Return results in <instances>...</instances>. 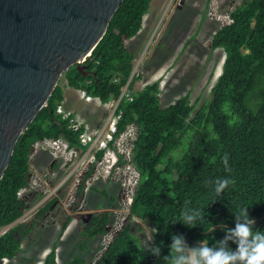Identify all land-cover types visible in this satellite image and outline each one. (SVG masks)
Instances as JSON below:
<instances>
[{
  "label": "trees",
  "instance_id": "1",
  "mask_svg": "<svg viewBox=\"0 0 264 264\" xmlns=\"http://www.w3.org/2000/svg\"><path fill=\"white\" fill-rule=\"evenodd\" d=\"M151 1L123 0L83 69L72 65L61 77L68 86L102 103L119 99L116 137L127 125H134L129 162L139 178L127 217L97 257L74 254L58 262L56 246L72 216L68 217L42 264H168L163 258L175 243L173 234L184 240L183 255L188 257L186 248H190L199 260L197 251L205 245L217 251L225 246L226 227L235 228L233 212L241 207H249V217L256 220L253 229L264 232V0H240L229 12L230 22L213 33L211 48L223 49L225 58L208 97L200 104L192 102L190 90L167 105L160 104L158 81L121 96L122 87L136 79L130 78L135 57L126 41L141 29ZM61 79L20 135L0 178V229L13 223L0 234V264L17 257L36 216H43L56 201L52 198L35 217L15 223L30 205L31 195L19 192L30 186L29 160L36 144L52 138L70 148H84L78 141L82 128L72 129L56 111L63 100ZM109 146L114 149L112 143ZM218 178L231 181L219 195L214 190ZM84 188L82 181L75 191L73 210L81 206ZM93 189L101 195L97 207L102 202L116 205L114 191ZM43 195L37 193L32 200ZM185 211L189 215L201 212L205 219L195 220L196 227H190L182 223ZM74 216L79 220L77 245L83 250L86 243L106 233L115 214L107 208ZM133 217L151 226V241H142L132 231ZM156 245L161 248L159 256L149 252ZM225 247L236 250L238 245L228 240Z\"/></svg>",
  "mask_w": 264,
  "mask_h": 264
},
{
  "label": "rangeland",
  "instance_id": "2",
  "mask_svg": "<svg viewBox=\"0 0 264 264\" xmlns=\"http://www.w3.org/2000/svg\"><path fill=\"white\" fill-rule=\"evenodd\" d=\"M240 2V0H153L150 3L148 13L149 18L144 21V27L138 33L126 41V46L134 54V67L131 73L135 80L128 87H122L124 94H130L142 89L146 84L158 81L160 88V104L167 105L181 95L191 90V101L200 104L205 100L209 91L221 73L222 64L225 58L223 49L211 48V38L216 29L230 22V10ZM155 70V71H154ZM153 71V72H152ZM61 79L60 82H63ZM74 91V90H73ZM65 92H68L66 90ZM77 97L79 93L75 92ZM103 106L109 108L114 101L105 102ZM106 110V112H107ZM104 124V123H103ZM121 137L119 148L122 151L123 163H119L117 168L113 166L106 172L104 168L96 164V151L87 147L76 151L71 161H67L60 174L55 180V184L60 179L64 182L60 199L54 201L49 210L43 216H36L37 222L31 232L21 240V250L16 258L4 259V264H42L46 254L56 240L61 226L72 216L66 225L56 246V259L63 261L70 255L80 254L85 257H97L106 247L112 232L117 229L127 217L128 207L131 203L133 192L139 178L138 172L130 164V149L132 139L135 137L133 124L127 125ZM86 131V130H85ZM91 133V132H90ZM124 138V139H123ZM123 139V141H122ZM91 151V152H90ZM83 152V153H81ZM49 156L47 155L46 158ZM89 161L90 167H86ZM84 181V196L79 209L71 208L72 201L77 186ZM45 188L44 202L52 197L58 199L56 192L52 193L51 188ZM109 189L111 193L123 196L122 202H116L114 207H110L102 202L100 206L96 203L100 201L101 195L93 188ZM122 187L125 189L123 194ZM43 198V199H44ZM128 198V200H127ZM124 199V201H123ZM43 202V203H44ZM37 201H31L23 216L15 223L26 221L38 212L43 205ZM113 210L115 216L109 223L110 228L106 233L86 243L83 250L77 245L78 241V214L85 217L88 213L105 209ZM132 231L137 234L142 241L152 240L153 230L147 223L137 217L131 220ZM9 226L0 229V234ZM97 239V240H96ZM190 261L196 260L195 252L186 248Z\"/></svg>",
  "mask_w": 264,
  "mask_h": 264
},
{
  "label": "water",
  "instance_id": "3",
  "mask_svg": "<svg viewBox=\"0 0 264 264\" xmlns=\"http://www.w3.org/2000/svg\"><path fill=\"white\" fill-rule=\"evenodd\" d=\"M122 1L0 0V178L62 74L83 69Z\"/></svg>",
  "mask_w": 264,
  "mask_h": 264
},
{
  "label": "clouds",
  "instance_id": "4",
  "mask_svg": "<svg viewBox=\"0 0 264 264\" xmlns=\"http://www.w3.org/2000/svg\"><path fill=\"white\" fill-rule=\"evenodd\" d=\"M91 97L94 96L91 95ZM226 159L227 158H225V163H226ZM65 181L66 179L64 180V178L60 179V181L57 184L54 183L53 188H51L52 193L56 192L58 194V199H56V201L60 199L59 195L62 194L61 190L64 188L63 184ZM230 183L231 181L228 179L218 178L215 182V189H214L215 192L219 195ZM44 188L48 193V189L46 187ZM29 189L30 186L28 188L21 189L23 191L20 194L23 196L31 195V200L29 203H31V201L34 202V200L32 199L35 194L44 193L45 195V191L43 189L32 190V191H29ZM44 195L40 200H37L35 207H38L39 206L38 204L44 202V200L46 199L44 198ZM52 198H56V197H52ZM45 203L46 202H44L43 205ZM248 209L249 207H241L236 212H233V214L236 215L237 217L235 228L228 229L226 227V231L229 232V235L225 238L223 244L226 246L228 240H233V242L238 245L236 250H229L226 249L225 246H222L217 251L205 245L204 247L198 249L197 251V254L200 257V259L190 261L188 257H185L183 255V251L185 247L183 238L173 234V239L175 243L170 245L169 254L168 256H165L163 259L165 261H168V264H264V232L253 229V225H255L256 220L254 218L249 217ZM197 219L203 222L205 217L201 212H194L192 215H189L188 211H185L182 216V223L190 227H196L194 221ZM12 224L13 223H11L8 226H11ZM149 252L159 256L161 252V248L158 245L150 246Z\"/></svg>",
  "mask_w": 264,
  "mask_h": 264
},
{
  "label": "crops",
  "instance_id": "5",
  "mask_svg": "<svg viewBox=\"0 0 264 264\" xmlns=\"http://www.w3.org/2000/svg\"><path fill=\"white\" fill-rule=\"evenodd\" d=\"M149 16V13H147L144 16V21ZM144 21L141 29L144 27ZM61 86L63 88V100L60 104L61 109L70 113L71 117L81 125L82 130H86L85 132L98 131L105 121L107 108L103 106L106 103H102L96 97L85 100L81 90L68 86L65 81L61 83ZM66 90L68 92H65ZM73 90L79 93V97L76 96ZM35 147L29 160L31 175L29 191L42 190L44 187L52 186L60 174L63 165L66 163L65 157H55L48 147L42 145L40 142ZM96 152L98 153L100 151L96 150ZM47 155L49 156L48 158H46ZM92 162L89 161L86 167L89 168Z\"/></svg>",
  "mask_w": 264,
  "mask_h": 264
},
{
  "label": "built area",
  "instance_id": "6",
  "mask_svg": "<svg viewBox=\"0 0 264 264\" xmlns=\"http://www.w3.org/2000/svg\"><path fill=\"white\" fill-rule=\"evenodd\" d=\"M122 94H124V90H122L121 96ZM82 95L84 96L85 100L91 99V95L86 94L84 91H82ZM126 95L129 94L127 93ZM114 102V106L110 104L105 116L104 124L98 131L90 133L82 130L78 135V141L80 145L82 147H87V151H85V154H87V152L91 149L103 152L100 157L96 158V164L99 167L104 168L106 172H109V169H111L113 166L117 168L119 156H121L122 160H124L122 157L123 153L119 146L121 137H123V135L127 133V131L119 133L117 137L115 136L117 131L116 123L120 117V112H117V104L119 102V99ZM56 111L57 113L62 114L63 118L68 119L69 126L72 129H79L81 127V125L71 117L70 113L63 111L60 106L57 107ZM128 135H130V133L126 134V136ZM40 143L48 147V149L53 153L55 157H65L66 162L71 161L77 151L76 148L68 147L67 143L60 139L47 138L43 141H40ZM110 143L113 144L114 149L109 146ZM22 191L23 190H20L19 194H21Z\"/></svg>",
  "mask_w": 264,
  "mask_h": 264
},
{
  "label": "flooded vegetation",
  "instance_id": "7",
  "mask_svg": "<svg viewBox=\"0 0 264 264\" xmlns=\"http://www.w3.org/2000/svg\"><path fill=\"white\" fill-rule=\"evenodd\" d=\"M122 192H123V194H124V192H125V189L122 187ZM123 196L125 197V195H122V193L120 192V195H118L117 194V199H118V202H122V198H123ZM123 201H124V199H123Z\"/></svg>",
  "mask_w": 264,
  "mask_h": 264
}]
</instances>
